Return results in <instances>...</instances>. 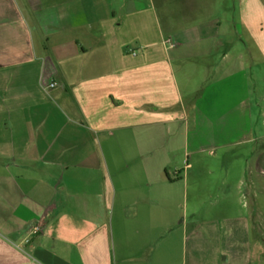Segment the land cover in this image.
Returning a JSON list of instances; mask_svg holds the SVG:
<instances>
[{
    "label": "crops",
    "instance_id": "obj_1",
    "mask_svg": "<svg viewBox=\"0 0 264 264\" xmlns=\"http://www.w3.org/2000/svg\"><path fill=\"white\" fill-rule=\"evenodd\" d=\"M218 4L0 0V264H264V0ZM224 45L182 96L172 61L212 71Z\"/></svg>",
    "mask_w": 264,
    "mask_h": 264
},
{
    "label": "rangeland",
    "instance_id": "obj_2",
    "mask_svg": "<svg viewBox=\"0 0 264 264\" xmlns=\"http://www.w3.org/2000/svg\"><path fill=\"white\" fill-rule=\"evenodd\" d=\"M218 6H220L221 10L216 11V13H213L211 15V17H219V18H224L225 17V13L226 11L223 10L222 6L224 7V5H228L229 3H232V0H217ZM218 9V8H217ZM162 8L158 9V18L159 20L162 22L164 16L161 13L162 12ZM142 20H145L146 22V28L148 29V32L151 33L153 32L155 29V31L158 29V22L153 20V17L151 15H142L141 16V22ZM188 24H178L177 28L182 27V26H186ZM239 38H235L234 36L231 37L229 42H234L238 45L239 44ZM244 39V38H242ZM246 41L248 42V40L246 39ZM250 45V44H249ZM228 45H224V46H220L217 47L215 52H213L214 57H211L212 59L210 60V67H213L214 70L212 69V71H208V69L206 70V68H204V62H201L200 59H187L183 62H177V61H172V67L174 70V74L176 77V83L178 85L179 91L181 93L182 96L190 93V94H195L197 93L200 88L202 86H204V84H206L208 81H210L213 77L215 78L220 72V70H218L219 68L222 67V64L218 62V54L220 55L222 53L223 50H225L227 48ZM233 46H230V49H232ZM239 48V47H237ZM236 48V49H237ZM242 48V47H241ZM250 49H253V54L257 55L256 50L253 46H249ZM236 49H232L233 53L236 54ZM217 56V57H216ZM218 67V68H216ZM249 75H252V80H249V87H250V91H251V103H252V111H253V130L254 131H261V124L260 121L257 117V105L259 103L264 102V99H260L262 97H260V93L264 91V73L260 74L261 72H259V68H256V65H252V69L248 70ZM175 132H177V135H179L180 137H183V135H187V136H191L193 134V128L192 125L190 123V121H180V124H176L174 126ZM211 147H209L210 149ZM208 147L205 148L203 150V156H204V166L205 168H210V169H215L214 168V163L212 161V157L208 155ZM240 149H245L244 146L240 147ZM189 160L195 161L194 160V155H191L189 153ZM190 172V170H189ZM202 173V172H201ZM198 179L202 180L203 182H205V191L203 194V199L204 202H199L200 206V210L202 211V214L204 216H209L210 215V211H211V207H210V203L211 202H207L208 197L212 195V188L211 187V183H212V179L215 178L214 174L211 173H205L203 172L202 174H199ZM242 203V202H240ZM192 202H187V209H188V213H190V210L193 208L192 207ZM198 204V206H199ZM192 207V208H191ZM199 209V208H198Z\"/></svg>",
    "mask_w": 264,
    "mask_h": 264
},
{
    "label": "built area",
    "instance_id": "obj_3",
    "mask_svg": "<svg viewBox=\"0 0 264 264\" xmlns=\"http://www.w3.org/2000/svg\"><path fill=\"white\" fill-rule=\"evenodd\" d=\"M165 42H168V39L164 40ZM55 85L54 82H51L48 84L47 88H51ZM24 228L28 229L29 233L35 234L39 231H41V227L38 224H31L30 222H28L27 224H25ZM6 239L9 240L10 242H15L16 238L12 235H6Z\"/></svg>",
    "mask_w": 264,
    "mask_h": 264
}]
</instances>
